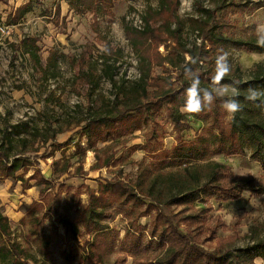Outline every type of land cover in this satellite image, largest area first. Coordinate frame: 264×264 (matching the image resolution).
I'll return each instance as SVG.
<instances>
[{"label": "trees", "instance_id": "1", "mask_svg": "<svg viewBox=\"0 0 264 264\" xmlns=\"http://www.w3.org/2000/svg\"><path fill=\"white\" fill-rule=\"evenodd\" d=\"M4 1L0 0V3ZM114 2L69 0L68 6L73 12L87 11L96 16L104 14L106 8H110L108 4ZM179 5L180 0H159L156 10H146L144 26L140 31L124 26L126 40L137 57V80L129 85L114 80L120 50L108 46L102 52L96 50V56L92 55V51L87 52L88 56L82 52L72 80L75 88L87 86L90 96L102 81H107L115 89L116 97H120L118 104L105 111H94L88 118L76 123L80 126V135L86 147L76 144L75 151L79 158L73 174H83L82 162L86 151L94 154V169L102 168L112 158L106 155V149H98L97 144L114 141L151 124L143 147L150 162L139 166L134 187L118 181L109 188H101L97 195L95 191L88 190L87 204H79L81 207L75 210L76 217H70L66 204L61 203L63 192L71 188L58 181L64 175L73 176L69 170L71 164L65 159H53L50 162V179L38 168L39 160H46L60 150L56 136L63 132L62 127H52L49 117L42 126H38L29 121H10L9 111H6V116L0 114V182L19 183L23 191L30 188L33 182L41 201H33L28 207L31 224L28 237L38 233L40 220L36 214L41 208L45 207L51 215H59L57 220L63 235L54 229L53 234L40 236L39 252L49 261L53 255L51 241L69 233H81L79 226L99 232L101 221L109 218L107 209L115 203L125 207L123 214L129 221V234L125 236L124 249L130 255L144 252L145 237H149L162 249L155 264H255L257 258L264 259V236L251 245L234 249L216 236L217 230L223 226L219 217H209L211 199L218 202L239 200L244 191L251 190L252 178H236L218 162L197 163L215 155L241 156L248 151L249 156L264 170V105L259 101L253 103L244 99L245 90L250 86L264 92V63L255 64L250 76L242 79L238 66L234 67L230 61L231 72L222 83L230 88L233 84L238 86L242 110L234 118L226 117L220 108L221 101L216 100L196 115L205 120L207 126L193 139L185 141L183 133L190 129L187 115L191 114L180 111L184 103V89L190 83L184 74L186 69L198 73L201 87H207L213 74L215 56L220 49L263 53L264 47L258 46L254 39L244 41L233 38L229 33L230 24L219 21L218 12L240 5L235 4L234 0H214L213 8L197 4L199 20L195 21L194 28L199 41L187 46L183 39L186 23L178 14ZM30 7L29 3L17 7L9 16V22L18 23L30 11ZM60 14L57 7L55 15L60 17ZM37 42L36 37L26 36L12 46L19 55L27 56L32 70L45 81L57 77L60 74L59 56L50 50L43 61L38 54ZM160 46H163L165 55L159 52ZM165 65L170 66L174 75L168 76L165 83H160L152 74L155 67L164 68ZM147 87L152 90H146ZM161 112H164L175 132L174 144L170 149L163 147L162 134L157 130L160 125L157 115ZM43 148L46 149L40 154ZM138 149H141L140 146L130 148L133 151ZM46 150L49 152L45 155ZM177 162L190 165L181 171H169L168 168ZM29 171L31 174L27 176ZM75 191L78 195V190ZM197 203L203 206L196 207ZM159 206L181 209L171 214L163 212ZM144 217L149 218L147 226L138 223ZM21 222L25 223L24 219ZM12 234L11 222L0 208V264L36 263L35 257L25 248L10 242ZM4 239L9 240L7 246L2 245ZM102 243L101 240L93 241L85 248L86 264H101ZM206 246L212 250H206ZM62 255L65 256L64 253ZM114 264H124V259Z\"/></svg>", "mask_w": 264, "mask_h": 264}, {"label": "rangeland", "instance_id": "2", "mask_svg": "<svg viewBox=\"0 0 264 264\" xmlns=\"http://www.w3.org/2000/svg\"><path fill=\"white\" fill-rule=\"evenodd\" d=\"M234 1L240 5L229 6L218 12L219 21L230 24L229 33L233 38L244 41L256 40L254 29L257 24L264 23V0ZM68 2L69 0H5L0 3V114L6 116V111H9L10 121H29L38 126H42L49 117L52 127L57 125L62 127L63 132L56 136V142L61 145L60 150L55 151L53 156L46 160H39L38 168L47 179L52 177L50 162L53 159L67 160L71 164L69 169L71 175L77 167L79 155L75 151L76 144L84 148L86 144L80 135V126L76 123L80 119L88 118L94 111H105L120 102V97H116L115 89L107 81H102L91 96L87 86L83 88L72 86L82 52L87 54L88 51H92V55L96 56V50L102 52L107 46L120 50L114 80L117 83L124 82L126 85L137 80L139 78L137 57L126 40L124 26L140 31L144 26L143 17L146 10L148 8L156 10L159 0H115L114 4H108L110 8H106L104 14L96 16L87 11L73 12L69 9ZM27 3L31 6L30 11L18 23L11 24L9 16L17 7ZM197 4L213 8L214 0H183V10L180 0L178 8L179 16L186 23L183 39L187 46L199 41L196 39L197 32L194 28L195 21L199 20ZM57 7L60 8V17L55 15ZM26 36L38 39V54L43 61L48 57L50 50L57 53L60 71L57 77L45 81L32 70L27 56L16 52L12 44L19 43ZM158 50L166 54L163 46ZM228 52L229 60L234 67L238 66L242 79L250 76L255 64L264 63V52L250 53L231 49ZM173 75L174 72L169 65H165L164 68L155 67L152 74L160 83H165V79ZM146 90L151 91L152 88L147 87ZM228 94H232L230 87ZM187 119L190 129L183 133L185 141L193 139L207 126V122L196 115H187ZM157 120L160 124L157 130L162 134L163 147L170 149L174 144L175 135L172 125L164 112L157 115ZM150 128L151 124L144 125L141 130L132 134L97 144L98 149H106V155L112 158L108 165L94 169L96 162L94 154L86 151L82 162L83 174H73L72 177L64 175L59 179L58 182H64L71 188L63 192L61 203L66 204L70 217H76L75 210L81 207L79 204L82 206L87 204L88 190L95 191L97 195L101 188H109L118 181L130 187L135 186L139 166L150 162L143 149ZM132 146H140L141 149L130 150ZM45 149H41L40 154ZM48 152L46 150L44 154ZM208 162L223 164L236 178H252L251 190L244 191L239 200L228 202L210 200L212 211L209 217L213 219L217 216L223 223L216 236L234 249L255 243L258 238L264 236V170L249 156L248 151L241 156L215 155L197 163ZM188 165L190 164L180 165L177 162L168 170L181 171ZM30 174L31 171L27 176ZM30 185V188L23 191L19 183L0 182V208L9 218L13 230L10 242L19 244L36 259V263L28 261L27 264H86L85 248L97 240L104 242L102 243L104 251L99 257L101 264H114L115 261L123 259L124 264H155L161 256L162 249L149 237H145L144 252L134 256L125 252V236L129 234V221L123 214L125 207L115 203L107 209L109 218L101 221L102 227L99 232L79 226L81 233L74 235L69 233L62 238L57 237L54 242L51 241L53 255L49 261L39 252L40 236L53 234L54 229L63 235V229L57 220L59 215H51L43 207L36 214L40 220L38 233L34 237H28L31 229L27 215L28 207L33 201L41 202L33 182ZM75 190H78V195ZM195 206L201 207L203 204L197 203ZM159 207L163 212L171 214L181 209L174 206ZM22 219L25 223L21 222ZM138 223L147 226L149 218H140ZM8 243L9 240L2 241V245L7 246ZM205 249L212 250L207 246ZM254 262L264 264V259L257 258Z\"/></svg>", "mask_w": 264, "mask_h": 264}, {"label": "clouds", "instance_id": "3", "mask_svg": "<svg viewBox=\"0 0 264 264\" xmlns=\"http://www.w3.org/2000/svg\"><path fill=\"white\" fill-rule=\"evenodd\" d=\"M183 10V0H182ZM256 43L264 47V23L256 25ZM230 53L220 49L215 56L213 74L209 78V86L201 87V79L198 73L191 69L185 70V76L190 81L184 89V103L180 106L181 113L199 115L210 107L216 100H220V108L228 118H234L236 113L242 110L239 99V89L236 84L231 85L232 94H228V87L222 82L231 72ZM244 99L248 102H260L264 105V92L256 88L248 87L245 90Z\"/></svg>", "mask_w": 264, "mask_h": 264}]
</instances>
